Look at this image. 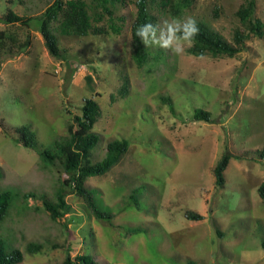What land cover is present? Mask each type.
Instances as JSON below:
<instances>
[{"label":"rangeland","instance_id":"rangeland-1","mask_svg":"<svg viewBox=\"0 0 264 264\" xmlns=\"http://www.w3.org/2000/svg\"><path fill=\"white\" fill-rule=\"evenodd\" d=\"M52 1L0 0V189L17 192L0 237L22 252L16 264H62L67 254L84 252L99 264H264V26L235 56H196L188 48L176 56L143 45L138 67L130 34L135 5L127 2L115 11L123 17L119 34L65 36L51 22L64 55L55 58L36 19L1 20L8 10L36 17ZM242 3L193 0L177 16L149 10L157 23L190 15L232 41L236 28L247 32L235 13ZM255 4L264 23V0ZM87 98L100 109L92 162L105 156L108 141H128L116 164L85 182L112 217L92 216L64 185L70 209L52 220L43 201L56 200L67 175L57 161L44 164L40 152L76 126ZM197 109L211 121L195 119ZM23 125L34 131V145L18 141ZM224 153L232 156L218 186L213 168ZM189 211L204 217L189 219ZM30 242L39 250L29 252Z\"/></svg>","mask_w":264,"mask_h":264},{"label":"trees","instance_id":"trees-1","mask_svg":"<svg viewBox=\"0 0 264 264\" xmlns=\"http://www.w3.org/2000/svg\"><path fill=\"white\" fill-rule=\"evenodd\" d=\"M193 0H53L42 13L36 17H24L8 10L3 20L8 23L19 22L28 25L33 19L38 21L39 31L44 39L48 53L55 58H62L64 55L58 46L57 36L50 28L51 22H56V30L65 36H86L88 34L107 35L109 33L119 34L122 30L121 22L123 17L115 16L118 7L127 2H133L135 13L130 24V34L132 40V57L138 67H141L146 59V50L143 44L135 36L138 25L151 22L157 24V18L150 12V7H156L171 16L181 13L183 7L188 6ZM255 0H245L236 10V15L244 24L247 32L244 33L239 28L233 31L232 41L226 40L218 31L212 29L206 22L196 19L199 27V34L196 37L194 46L188 48L190 54L201 56L210 54L213 56L227 55L235 56L243 46L244 40L249 33L262 35L264 23L255 16ZM107 19V24H100ZM63 51V50H62ZM164 100H170L164 97ZM195 119L211 121L210 112L203 109L195 111ZM100 116L99 105L93 98H87L82 106L81 115L75 117L76 126L69 124L68 134L54 139L49 147L40 152V158L44 164L59 162L67 178L63 184L58 186L55 193L56 200L43 201L44 209L48 212L52 220H57L70 209L64 198V185L79 196L87 211L97 219L110 218L112 215L102 211L98 206L95 196L86 187V179L90 176H99L106 173L121 156L127 151L128 141L126 139H112L106 144L105 156L97 162H92L91 150L97 144L99 136L93 131V125ZM18 133L22 144L26 147L36 143V135L28 126L23 125L18 128ZM259 156L264 158V144L258 150ZM231 153H224L213 168L215 183L223 186L225 177L224 171L228 165ZM2 171L0 168V177ZM259 195L264 200V182L259 186ZM17 196V192L10 189H0V223L7 215L8 210ZM186 217L193 220L203 219V215L189 211ZM264 248V241H262ZM35 248V249H34ZM40 244L28 243L27 250L33 252L39 250ZM22 260V252L18 248H8L4 240L0 237V264H16ZM62 264H99L90 254L81 253L71 257L66 255ZM187 264H201L188 259Z\"/></svg>","mask_w":264,"mask_h":264},{"label":"clouds","instance_id":"clouds-1","mask_svg":"<svg viewBox=\"0 0 264 264\" xmlns=\"http://www.w3.org/2000/svg\"><path fill=\"white\" fill-rule=\"evenodd\" d=\"M199 27L192 16L164 18L159 23L138 25L135 36L145 47H158L180 56L194 46Z\"/></svg>","mask_w":264,"mask_h":264}]
</instances>
